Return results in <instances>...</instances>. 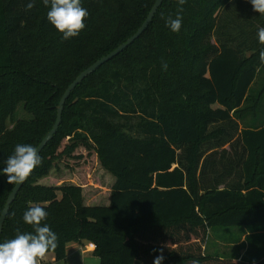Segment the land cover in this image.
<instances>
[{
  "label": "trees",
  "instance_id": "trees-1",
  "mask_svg": "<svg viewBox=\"0 0 264 264\" xmlns=\"http://www.w3.org/2000/svg\"><path fill=\"white\" fill-rule=\"evenodd\" d=\"M156 1L81 0L86 27L64 40L43 0L28 11L29 0H0V170L17 144L38 148L69 86L133 37ZM181 7L175 33L166 19ZM259 27L264 16L249 0H165L140 38L72 92L0 243L17 230L34 234L23 213L39 204L42 225L58 237L48 253L56 261L67 260L68 244L87 241L100 264H154L159 255L161 264H264V246L239 261L242 237L264 235ZM82 149L113 178L106 203L88 204L83 185L45 183ZM14 187L0 174V218ZM217 227L244 228L227 244L237 252L206 253Z\"/></svg>",
  "mask_w": 264,
  "mask_h": 264
},
{
  "label": "clouds",
  "instance_id": "clouds-1",
  "mask_svg": "<svg viewBox=\"0 0 264 264\" xmlns=\"http://www.w3.org/2000/svg\"><path fill=\"white\" fill-rule=\"evenodd\" d=\"M253 10L264 16V0H249ZM186 0H178L179 5H184ZM45 6L50 5L47 12V19L62 33V38L77 37L86 27L85 20L89 16L88 10L82 6L81 0H43ZM35 6V0H29L25 10H31ZM183 11L181 7L175 18L167 17L166 26L172 32L178 33L182 27ZM258 41L264 45V27H259ZM259 60L264 64V48L259 52ZM168 65L162 63V68L167 70ZM5 167L0 170V174L6 176L10 185L23 184L31 175L33 170L42 164V158L37 152V148L30 144H17L14 153L4 161ZM48 213L39 204L30 206L23 213L25 224L32 226L33 233L21 234L17 230L14 239L0 243V264H41L49 251L55 250L58 246V237L51 230L48 224L42 222L47 219ZM164 257L159 255L155 258L154 264H161ZM191 264H199L198 260H192Z\"/></svg>",
  "mask_w": 264,
  "mask_h": 264
},
{
  "label": "rangeland",
  "instance_id": "rangeland-1",
  "mask_svg": "<svg viewBox=\"0 0 264 264\" xmlns=\"http://www.w3.org/2000/svg\"><path fill=\"white\" fill-rule=\"evenodd\" d=\"M261 75H264V71ZM262 83L264 80L261 78ZM261 85L257 84L255 89ZM18 117H26L20 111ZM249 122H251L249 120ZM241 127L244 123H240ZM12 128L13 126L10 125ZM229 150V146L226 147ZM83 149L78 151L81 159L71 160L61 163L59 169L53 170L51 176L45 181L47 184L61 185L63 183H75L83 185L86 201L88 204H103L108 201L110 189L113 183L112 176L101 166L94 153H83ZM83 153V155H82ZM244 228H213L209 234L206 253L215 254L216 252L226 256L237 252V247L227 244L242 237ZM246 246L251 247V252L264 246V235L256 234L248 237L245 241ZM226 244V245H225ZM93 244L87 241L81 243H70L67 246L68 258L66 261H56L53 254L47 255V260L43 264H100L99 258L93 253ZM264 251V250H263Z\"/></svg>",
  "mask_w": 264,
  "mask_h": 264
},
{
  "label": "water",
  "instance_id": "water-1",
  "mask_svg": "<svg viewBox=\"0 0 264 264\" xmlns=\"http://www.w3.org/2000/svg\"><path fill=\"white\" fill-rule=\"evenodd\" d=\"M165 0H157L150 11L146 21L141 26V28L136 32V34L131 37L126 43L122 44L119 48H117L114 52L110 53L108 56L102 58L98 62H96L94 65L89 67L86 71H84L78 78L69 86V88L64 93L60 104L58 106V115H57V121L53 127V129L48 133V135L44 138V140L41 142V144L37 148V152L39 155H41L42 151L46 148L48 143L53 140L54 136L57 134L58 129L62 122V116L64 111V105L66 104L67 100L71 96L72 92L89 76H91L93 73H95L100 67H102L104 64L108 63L112 59H114L116 56L121 54L126 48H128L131 44H133L138 38H140L146 29L149 27L150 23L154 19L156 13L158 12L159 8L162 6L163 2ZM26 182V181H25ZM15 185L13 191L11 192L10 196L8 197V200L6 202V205L4 207V210L2 212L1 218H0V239L3 232L4 223L6 221V218L8 216V213L10 211L11 205L15 201L19 191L22 189L23 185Z\"/></svg>",
  "mask_w": 264,
  "mask_h": 264
},
{
  "label": "crops",
  "instance_id": "crops-1",
  "mask_svg": "<svg viewBox=\"0 0 264 264\" xmlns=\"http://www.w3.org/2000/svg\"><path fill=\"white\" fill-rule=\"evenodd\" d=\"M246 241V236H243L242 239H241V242L240 244L241 245H244ZM235 244H233L232 246H234ZM231 246V245H230ZM94 247V246H93ZM235 247V246H234ZM249 246H246V249H242L241 252H240V257H239V261H241L243 258H244V254L246 253V251L248 250ZM93 253H94V248H93ZM46 259H47V255H46Z\"/></svg>",
  "mask_w": 264,
  "mask_h": 264
},
{
  "label": "built area",
  "instance_id": "built-area-1",
  "mask_svg": "<svg viewBox=\"0 0 264 264\" xmlns=\"http://www.w3.org/2000/svg\"><path fill=\"white\" fill-rule=\"evenodd\" d=\"M94 249H95V247H94ZM46 257L44 258V260L41 262V264H43L44 262H46Z\"/></svg>",
  "mask_w": 264,
  "mask_h": 264
}]
</instances>
